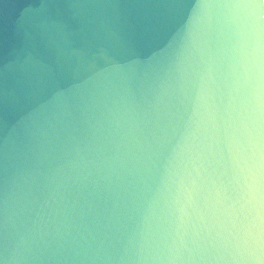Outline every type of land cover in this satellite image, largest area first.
Here are the masks:
<instances>
[{
  "label": "water",
  "instance_id": "obj_1",
  "mask_svg": "<svg viewBox=\"0 0 264 264\" xmlns=\"http://www.w3.org/2000/svg\"><path fill=\"white\" fill-rule=\"evenodd\" d=\"M175 3L0 0V264L19 259L10 208L25 185L40 209L35 264H161L152 159L133 138L137 117L163 106L158 65L174 41L143 56L110 48L151 45Z\"/></svg>",
  "mask_w": 264,
  "mask_h": 264
},
{
  "label": "clouds",
  "instance_id": "obj_2",
  "mask_svg": "<svg viewBox=\"0 0 264 264\" xmlns=\"http://www.w3.org/2000/svg\"><path fill=\"white\" fill-rule=\"evenodd\" d=\"M192 8L176 0L151 45L110 48L143 56L174 41L158 65L163 106L137 117L133 138L151 155L159 192L154 250L161 264H264V10L253 0ZM139 210L130 200L129 227ZM39 214L31 186H21L10 208L14 264H35L43 251Z\"/></svg>",
  "mask_w": 264,
  "mask_h": 264
}]
</instances>
